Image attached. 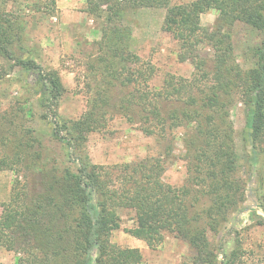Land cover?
Returning <instances> with one entry per match:
<instances>
[{
	"label": "trees",
	"instance_id": "16d2710c",
	"mask_svg": "<svg viewBox=\"0 0 264 264\" xmlns=\"http://www.w3.org/2000/svg\"><path fill=\"white\" fill-rule=\"evenodd\" d=\"M10 1L0 0V56L10 63V69L0 67V80L15 68L38 76L48 101L44 118L52 120V138L62 144L66 164L44 163L38 137L17 130L12 138L0 136L3 146L13 147L0 156V172L18 176L1 206L0 247L16 253L17 264H145L139 249L111 242L121 228L120 212L132 210L129 234L137 239L150 242L160 226L177 230L194 251L182 264H256V256L264 264V245L259 252L245 248L237 231L225 244L210 239L245 201L231 119L236 99L247 108L253 148L264 152V0H89V13L104 20L96 53L88 56L89 99L79 119L58 113L66 92L61 76L32 56L25 21L7 10ZM142 8L165 10L162 32L179 44L178 59L193 64L190 78L168 76L160 89L150 87L154 68L132 51L133 29L126 22ZM210 11L218 17L207 28L201 19ZM237 27L260 39L247 70L236 64ZM204 46L211 56H202ZM116 116L165 141V151L133 163H91L84 151L90 135ZM181 128L188 177L176 187L164 182V158L172 155L171 137ZM259 207L264 211V194Z\"/></svg>",
	"mask_w": 264,
	"mask_h": 264
},
{
	"label": "rangeland",
	"instance_id": "374dc122",
	"mask_svg": "<svg viewBox=\"0 0 264 264\" xmlns=\"http://www.w3.org/2000/svg\"><path fill=\"white\" fill-rule=\"evenodd\" d=\"M55 1L53 4L49 0H11L7 10L24 19L25 44L41 67L47 71L57 70L61 76L66 92L58 113L66 119H79L87 111L89 99L85 87L89 80L86 73L88 56L96 53L93 45L102 38L100 29L104 18L89 13V0ZM172 1L187 3L192 0ZM138 11H131L126 22L133 29L132 51L154 68L150 87L160 89L168 76L190 78L195 69L193 64L178 59L179 44L162 32L165 10H144L139 14ZM217 17L216 11L204 14L202 25L212 28ZM232 40L236 64L244 70L252 68L256 45L260 41L258 36L244 27H237L233 30ZM201 54L209 57L212 51L209 46H204ZM0 67L10 69V63L1 56ZM38 83V76L20 68L0 80V136L5 134L12 138V133L17 130L38 137L43 143V162L57 161L63 166L66 164L65 151L62 144L52 138V120L44 118L48 101ZM231 119L235 129L238 176L246 184L245 201L219 226L215 235L210 234V239L218 245L225 244L237 231L245 248L259 252L258 246L264 245V226L258 224L257 218L264 219V211L259 207V197L264 194V152L255 151L247 136L248 111L238 99L231 109ZM183 137L182 128L177 129L171 137L173 153L164 158V182L176 187L185 184L188 177ZM165 145V141L147 136L138 124L116 116L105 129L90 135L84 151L91 163L111 166L158 156L165 151ZM262 148L264 150V145ZM12 150L11 144L6 147L0 142V156ZM16 177L12 171L0 172V215ZM120 215L121 228L112 234L111 242L122 248L139 249L145 264H182L193 257L192 247L177 230L160 226L153 240L146 242L129 234L135 228V211L122 210ZM254 259L258 264L260 256ZM17 261L16 253L0 247V264H17Z\"/></svg>",
	"mask_w": 264,
	"mask_h": 264
},
{
	"label": "crops",
	"instance_id": "0c3cea01",
	"mask_svg": "<svg viewBox=\"0 0 264 264\" xmlns=\"http://www.w3.org/2000/svg\"><path fill=\"white\" fill-rule=\"evenodd\" d=\"M72 2H74V0H71ZM152 8H142V9H139V11H138V14H139V12H143L144 10H151Z\"/></svg>",
	"mask_w": 264,
	"mask_h": 264
}]
</instances>
